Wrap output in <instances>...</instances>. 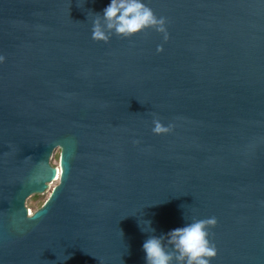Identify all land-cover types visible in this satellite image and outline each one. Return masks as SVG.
<instances>
[{
  "label": "water",
  "instance_id": "1",
  "mask_svg": "<svg viewBox=\"0 0 264 264\" xmlns=\"http://www.w3.org/2000/svg\"><path fill=\"white\" fill-rule=\"evenodd\" d=\"M108 3L0 0V264H145L138 222L209 217L211 264H264V0H144L167 41L97 42Z\"/></svg>",
  "mask_w": 264,
  "mask_h": 264
},
{
  "label": "clouds",
  "instance_id": "2",
  "mask_svg": "<svg viewBox=\"0 0 264 264\" xmlns=\"http://www.w3.org/2000/svg\"><path fill=\"white\" fill-rule=\"evenodd\" d=\"M91 24V38L97 42L107 43L113 34L129 39L148 29L168 39L165 18H158L144 0H109L101 13H93ZM156 50L162 51V46L157 45ZM152 125L156 135L167 134L173 127L158 118ZM215 224V217L196 219L157 236L151 220L138 222L140 231L147 234L141 245L145 264H211L217 252L209 240V229Z\"/></svg>",
  "mask_w": 264,
  "mask_h": 264
},
{
  "label": "rangeland",
  "instance_id": "3",
  "mask_svg": "<svg viewBox=\"0 0 264 264\" xmlns=\"http://www.w3.org/2000/svg\"><path fill=\"white\" fill-rule=\"evenodd\" d=\"M60 154H61V150L58 149V148L55 149V151H54V153H53V155H52V157L50 159V164L53 167H56V168L60 167L59 166ZM54 182H52L50 184V186L48 187V189L45 192H43L41 194H38V195H32L26 200V206L28 207L30 212L33 213V212L37 211L38 209H40L46 203V201L50 197L51 193L53 192L54 188L59 183V182H56L54 185H52Z\"/></svg>",
  "mask_w": 264,
  "mask_h": 264
},
{
  "label": "bare ground",
  "instance_id": "4",
  "mask_svg": "<svg viewBox=\"0 0 264 264\" xmlns=\"http://www.w3.org/2000/svg\"><path fill=\"white\" fill-rule=\"evenodd\" d=\"M60 176H61V170H60V168H58V169H57V175H56L55 182H54L52 185H54L56 182H59V180H60ZM52 185H51V186H52Z\"/></svg>",
  "mask_w": 264,
  "mask_h": 264
}]
</instances>
